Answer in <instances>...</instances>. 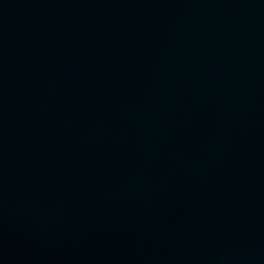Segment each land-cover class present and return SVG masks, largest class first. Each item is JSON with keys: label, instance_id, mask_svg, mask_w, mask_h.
Returning a JSON list of instances; mask_svg holds the SVG:
<instances>
[{"label": "water", "instance_id": "water-1", "mask_svg": "<svg viewBox=\"0 0 264 264\" xmlns=\"http://www.w3.org/2000/svg\"><path fill=\"white\" fill-rule=\"evenodd\" d=\"M0 264H264V0H0Z\"/></svg>", "mask_w": 264, "mask_h": 264}]
</instances>
